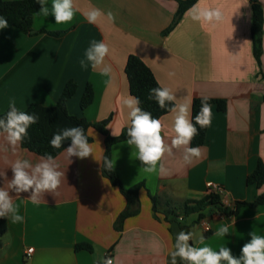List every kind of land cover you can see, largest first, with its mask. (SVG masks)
<instances>
[{
  "label": "crops",
  "instance_id": "1",
  "mask_svg": "<svg viewBox=\"0 0 264 264\" xmlns=\"http://www.w3.org/2000/svg\"><path fill=\"white\" fill-rule=\"evenodd\" d=\"M15 1V0H6ZM264 10V0H259ZM200 7H219L224 19L220 23L196 22L190 9L166 36L178 10L176 0H74L77 9L71 22L55 24L50 15H34L33 29L27 35L10 26L0 31V114L7 110L8 99L27 109L36 103L54 106L67 82L78 84L75 96L68 102V112L95 124L108 120L107 131L118 137L129 126L123 99L131 95L125 66L130 55L138 56L153 72L160 86L177 96V102L207 97L226 100V110L212 107V123L199 158L191 164L183 160V146L172 148L160 163L165 174L148 176L135 159L134 148L124 141L112 147L119 179L126 188L139 184L137 215L121 219L127 203L120 190L103 176L102 161L105 138L91 128L93 154L84 159L62 152L56 158L58 170L64 173L54 192L41 193L39 205H33L30 193L19 196L9 190L24 216L23 223L6 222L0 237V264H97L104 257L114 264H166L175 234L191 231L196 243L218 250L229 247L239 255L249 232L264 234V205L242 207L237 215L226 217L215 213L197 222L198 215L179 216L167 221L165 211L154 210L152 196L164 204L174 200L198 201L215 186L221 188L225 206L234 209L238 202H254L264 194V185L247 183L259 161L264 164V27L260 62L254 55L252 8L249 0H198ZM91 7L112 19L101 16L89 24L83 13ZM50 33H58L52 35ZM92 40H103L109 46L107 62L112 67L111 83L106 85L99 70L82 69L80 60ZM174 72V77L168 73ZM94 92L92 104L81 108L86 87ZM192 115V104H191ZM174 114L160 120L161 134L170 145ZM17 156L38 162L39 155L9 145L0 134V187L7 190L12 177L11 163ZM21 198V199H20ZM182 218V220H179ZM1 219V218H0ZM226 239L213 232L220 222H231ZM206 223L209 231L203 225ZM89 245L91 250L76 249ZM28 249H33L26 257Z\"/></svg>",
  "mask_w": 264,
  "mask_h": 264
},
{
  "label": "clouds",
  "instance_id": "2",
  "mask_svg": "<svg viewBox=\"0 0 264 264\" xmlns=\"http://www.w3.org/2000/svg\"><path fill=\"white\" fill-rule=\"evenodd\" d=\"M34 2L39 5V11L35 14L42 18L51 15L57 25L71 22L77 12L74 0H34ZM189 11L191 19L196 22L216 24L224 19V14L219 7L194 5ZM103 15H107L109 20L112 19L111 12L105 14L95 7H91L83 13L84 19L89 24H95ZM8 27V19L4 15H0V31ZM109 51V46L103 40H92L80 60L82 69H98L99 75L105 78L106 85L111 83L112 73V67L106 60ZM168 76L174 77L175 73L169 72ZM145 98L155 101L159 108L174 114L171 128L174 135L169 145L161 134V120L140 106V98L128 95L123 99V105L128 110L129 120L124 143L134 148L135 159H138L142 164L141 171L148 176L165 174L167 170L160 161L166 153L171 154L172 148L183 146V160L186 164H191L194 158H199L201 155L200 146H190V143L197 135V125L203 129L212 123V105L208 98L200 99L199 111L195 116L191 115V99L185 98L184 102H177L179 98L166 86L158 85L149 88ZM38 120L39 116L36 113L18 107L16 99L10 97L7 111L0 115V134L4 135L9 145L16 146L27 136L29 127L36 124ZM66 140L70 141V144L63 149V152L70 162L72 157L84 159L93 154V145L89 143V137L83 126L58 129L51 135L49 145L54 149H60ZM114 164L115 162L111 158L107 156L103 158L105 170H112ZM10 168L12 177L7 180V190L0 187V218H7L14 224L23 223L25 218L20 214L19 206L14 203V198L10 196L9 190L18 196L20 193H30L28 198L22 200L30 201L33 205L38 206L40 194L54 192L60 185L64 173L58 170L54 157L49 153L40 156L38 162L35 163L23 156H17ZM3 176L4 174L0 175V177ZM234 222V220L220 222L213 235L226 239ZM248 235L250 239L241 246L237 256L233 255L231 249L226 245L214 250L204 242L203 236L198 241L201 246H196L195 242L190 243L193 233L180 230L175 234L171 251L167 253L166 264H264V234L251 231ZM97 264H114V261L112 257L106 256Z\"/></svg>",
  "mask_w": 264,
  "mask_h": 264
},
{
  "label": "trees",
  "instance_id": "3",
  "mask_svg": "<svg viewBox=\"0 0 264 264\" xmlns=\"http://www.w3.org/2000/svg\"><path fill=\"white\" fill-rule=\"evenodd\" d=\"M179 4L178 10L174 17V20L170 27L164 31V36L168 35L180 22L184 14L192 8L198 0H176ZM252 8V39L254 45V55L258 62L262 54V34L264 27V10L259 0H249ZM39 11V5L34 0H15L6 1L0 0V15H4L8 19V24L19 29L21 32L27 35H34L37 33H43L45 31L36 32L33 29V18L36 12ZM52 35H58V33H50ZM125 74L129 82L130 93L132 96H138L141 100V107L152 113L154 117L161 119L163 116L169 114L166 109H161L157 106L155 101H149L145 97L149 88L160 86L152 70L136 55H130L127 59L125 66ZM78 89V84L74 80H70L65 85L58 102L51 107L42 106L40 104H31L26 111L34 112L39 116V120L36 124L29 127L27 130V136L20 142L22 148L35 153L39 156L45 153L51 154L54 158L63 152L70 141H64L60 149H54L49 145V140L53 132L63 127L71 126H83L89 137V143L93 140L89 135L91 128L97 130L105 138V153L104 157L107 156L112 159V147L118 142L126 140V128L123 129L122 133L118 137H112L106 127L108 120L92 124L84 118L73 116L68 112V102L75 96ZM94 98V92L90 85H88L83 93L81 99V108L86 109L89 107ZM200 99L195 98L192 103V116H195L199 111ZM209 103L215 106L218 111L226 110V100L224 99H210ZM7 111V110H6ZM1 113L0 115H2ZM197 135L193 137L190 146H202L206 139L207 127L201 129L197 125ZM103 157V158H104ZM102 173L110 183L117 187L121 194L126 199V209L121 215V219L124 220L128 217L137 215L139 211V200L138 192L144 186L139 184L131 188H126L116 170H105L102 161ZM247 183L249 185L254 184L257 187L264 185V164L259 161L254 172L248 177ZM154 210L158 207V198L151 197ZM260 205H264V194L259 195L254 202H238L234 209H229L225 206L222 201L221 195L215 191H211L208 195L198 201L185 200L179 203L180 210L168 209L166 210L165 217L167 221L178 220L181 215L183 217H189L190 215L197 214L198 220L201 221L205 217H210L215 213L224 214L226 217H233L237 215L238 211L242 207L255 208ZM6 222L3 218L0 219V237L6 232ZM76 249H87L91 250L89 245H78Z\"/></svg>",
  "mask_w": 264,
  "mask_h": 264
},
{
  "label": "rangeland",
  "instance_id": "4",
  "mask_svg": "<svg viewBox=\"0 0 264 264\" xmlns=\"http://www.w3.org/2000/svg\"><path fill=\"white\" fill-rule=\"evenodd\" d=\"M157 204H158V208H159L161 211H166V210H168V209H177V211L180 210L179 204H178L176 201H174V200H169V201H167V202L164 204V202H162V200L159 198ZM190 219H191L190 216L187 217V219H186V222H187L188 224H189V221H191Z\"/></svg>",
  "mask_w": 264,
  "mask_h": 264
},
{
  "label": "built area",
  "instance_id": "5",
  "mask_svg": "<svg viewBox=\"0 0 264 264\" xmlns=\"http://www.w3.org/2000/svg\"><path fill=\"white\" fill-rule=\"evenodd\" d=\"M211 191H215V192H217V193H219V194H221V192H222L221 188L218 187V186H215V185H214V187L210 190V192H211ZM179 220H182V218H180ZM202 225H203V227H204V229H205L206 232H208V231L210 230L209 227H208V225H207L206 223H202ZM32 251H33V249H28V251L26 252V257H29L30 254L32 253Z\"/></svg>",
  "mask_w": 264,
  "mask_h": 264
}]
</instances>
